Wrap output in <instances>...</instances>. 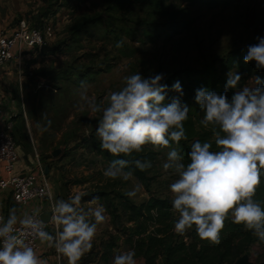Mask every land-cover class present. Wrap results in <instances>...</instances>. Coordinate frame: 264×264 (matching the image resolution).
Instances as JSON below:
<instances>
[{"label": "rangeland", "instance_id": "374dc122", "mask_svg": "<svg viewBox=\"0 0 264 264\" xmlns=\"http://www.w3.org/2000/svg\"><path fill=\"white\" fill-rule=\"evenodd\" d=\"M107 7L106 0H0L3 28L10 29L22 19L32 26L52 28L47 43L56 52L35 51L24 58V81L17 82L15 93L24 107H20L22 115L14 135L31 156L36 149L44 159L43 166H50L48 179L54 203L78 194L81 207L103 205L105 209L106 219L97 226L92 248L78 264H112L115 255L130 250L114 228L105 201L92 204L84 201L85 195L104 190L114 198L138 188L134 197L127 195L136 204L151 196L172 199L169 185L177 178L162 169L170 150L162 147L152 148L158 158L148 174L149 187L133 174L127 181L106 178L103 172L109 163L92 147L98 140L97 121L81 99V82L87 85L89 98L94 96L99 102L108 92L123 86L125 75L139 72L147 78L163 74L164 81L174 70L199 68L230 50L245 47L250 40L264 37V0H245L224 10L190 7L192 25L188 31L153 42L145 35L153 21L145 6L126 11ZM119 41L123 46L118 48ZM11 70L16 74L15 68ZM247 86H256L255 77ZM49 120L51 126L42 131ZM56 150L60 153L53 157ZM48 232L55 235V226H48ZM111 244L115 247L108 253L106 248ZM246 254L255 263L264 262V243L255 242ZM135 259L143 264L142 259Z\"/></svg>", "mask_w": 264, "mask_h": 264}, {"label": "clouds", "instance_id": "9594fccd", "mask_svg": "<svg viewBox=\"0 0 264 264\" xmlns=\"http://www.w3.org/2000/svg\"><path fill=\"white\" fill-rule=\"evenodd\" d=\"M258 41L248 47L244 61H255L257 69H264V38ZM116 46L122 47L123 42H117ZM163 79V74L147 78L139 72L125 75L123 86L108 92L99 102L94 96L89 98L87 85L81 82V99L97 121L95 136L100 149L114 157H127L143 152L146 145L154 149L170 148L162 169L177 177L169 185L171 211L178 214L174 222L177 234L183 235L195 226L201 240L216 244L226 219L231 218L264 242V207L254 199L264 175V82L255 78L259 86H245L234 92L229 101L227 89L237 88L241 81L239 73L229 71L224 93L206 88L196 90L195 101L204 113L201 124L205 128L214 126L218 150H211L212 142L196 140L190 145V163L185 164L178 150L171 148L170 141L179 145L181 140H187L184 122L189 108L181 105L179 97L165 102L169 88L161 83ZM171 90L183 95L179 81L173 83ZM50 126L49 120L42 131ZM131 164L140 171L152 167L149 160L135 159ZM129 165L130 160L114 159L103 175L127 181L132 176L131 171H125ZM137 190L126 195L134 197ZM99 199L96 196L91 203L97 204ZM80 201L77 194L52 205L55 235L44 230L42 221L29 216L19 219L21 230L17 231L15 209L9 210L6 221L0 216V264H46L25 242L28 235L54 247L57 254L67 259V264H78L91 250L97 226L106 219L103 205L85 209ZM112 264H137L135 250L115 255Z\"/></svg>", "mask_w": 264, "mask_h": 264}, {"label": "trees", "instance_id": "16d2710c", "mask_svg": "<svg viewBox=\"0 0 264 264\" xmlns=\"http://www.w3.org/2000/svg\"><path fill=\"white\" fill-rule=\"evenodd\" d=\"M243 1L245 0H106L107 9L112 11H126L133 6H145L153 18L145 32L152 42L163 36L171 37L188 31L192 25L188 13L190 7L199 6L209 10H224ZM178 4H185L188 7H179ZM258 42V39L250 40L245 47L230 50L225 55L215 58L199 68L187 66L174 70L161 82L167 84L169 88L166 103L170 102L173 97H179L181 105L186 104L189 108L188 119L184 122L187 140H181L179 145L170 141L171 148L178 150L185 164L190 163L188 158L190 145L196 140L212 142L211 150H218L213 138L214 126L209 125L208 128H205L201 124L204 113L195 101L196 90L206 88L218 94L224 93L229 71L237 72L241 76L237 88L227 89L229 101L234 92L242 90L248 85L251 77H259L261 82H264V69H257L255 61L248 63L244 61L248 47ZM176 81H179L182 86V96L171 90V86ZM21 106L22 103H20ZM21 115L20 111L16 116H13L15 127ZM15 127L13 137L16 142ZM16 144L21 146L18 141ZM92 147L108 163L118 158L130 160V165L125 171H131L139 181L149 187L151 178L148 174L153 171L158 158V153L152 149L153 146L146 145L148 150L144 148L143 152L127 157L123 155L114 157L107 151H102L98 140L93 142ZM135 159L149 160L152 167L146 171H140L131 164V161ZM96 196H99V201H105L114 228L124 237L125 244L135 250V258L142 259L143 264H216L220 262L233 264L246 254L252 244L261 242L243 225L233 223L231 218L226 219L220 232L219 243L216 244L201 240L195 231V226L183 235H179L174 231V222L178 219V214L171 211L172 199L170 198L151 196L148 200L136 204L125 194H117L111 198L107 191L99 190L85 195L84 201H92ZM254 199L261 202L264 207V175L261 176V183L256 188ZM114 245L107 246L108 253L112 251ZM106 260L108 261V257Z\"/></svg>", "mask_w": 264, "mask_h": 264}, {"label": "built area", "instance_id": "2783aa9c", "mask_svg": "<svg viewBox=\"0 0 264 264\" xmlns=\"http://www.w3.org/2000/svg\"><path fill=\"white\" fill-rule=\"evenodd\" d=\"M50 36H52L51 27L32 26L26 19L20 20L10 30L0 25V78L12 65L20 79L24 78V58L35 51L43 54L42 47L48 45L47 38ZM12 118L13 116L6 112L5 105L0 103V163L4 171V176L0 178V196L5 194L7 203L12 202L20 207L28 206L25 216L32 217L39 222L42 221L40 216L43 212H52L54 201L50 181L36 149L31 167L27 171L18 168L20 154L13 137L15 124ZM46 203L49 204L47 210L44 208ZM0 216H3L6 221L1 211ZM43 224L47 232L48 226H54L51 219L49 224L44 222ZM15 228L17 231L21 230L19 220ZM25 242L35 252L40 250L41 241L34 235L26 236Z\"/></svg>", "mask_w": 264, "mask_h": 264}, {"label": "crops", "instance_id": "0c3cea01", "mask_svg": "<svg viewBox=\"0 0 264 264\" xmlns=\"http://www.w3.org/2000/svg\"><path fill=\"white\" fill-rule=\"evenodd\" d=\"M6 29V28H5ZM11 29V28H10ZM8 29V30H10ZM29 56V55H28ZM14 65H12L9 70L3 74L0 78V103L5 105V110L9 115L16 116L20 111V101L16 98L15 93L17 89V82L20 81V84L24 81V78L18 76L16 77L14 70ZM15 76V78H14ZM18 78V79H17ZM19 147L20 161L18 163V168L20 170L27 171L33 161V155L24 149L22 146ZM4 176L3 166L0 163V178ZM5 194L0 196V211L4 214L5 217H8L10 209H15L18 220L25 217L28 211V206L20 207L15 204L10 208L11 203L5 202ZM36 205V204H32ZM48 203L45 204L44 208L48 209ZM53 247L48 246L47 243L40 242V250L36 252L37 256L46 261V264H67V259L62 258L61 255L57 254Z\"/></svg>", "mask_w": 264, "mask_h": 264}, {"label": "water", "instance_id": "95a60500", "mask_svg": "<svg viewBox=\"0 0 264 264\" xmlns=\"http://www.w3.org/2000/svg\"><path fill=\"white\" fill-rule=\"evenodd\" d=\"M55 48L54 47H51V46H48V45H45L42 47V53L45 54L47 52H52L54 51ZM59 150H56L54 151L53 153V157H57L59 155ZM49 168L46 167L45 168V174L46 175H49ZM51 216H52V212H43L40 216L41 220L46 223V224H49L50 223V219H51ZM216 264H226V263H216ZM233 264H264V262H259V263H255L253 261L250 260L249 256L247 254L243 255L242 257H240L235 263Z\"/></svg>", "mask_w": 264, "mask_h": 264}]
</instances>
